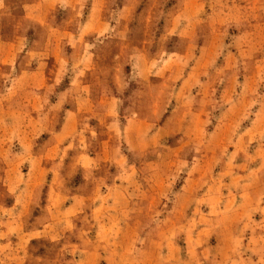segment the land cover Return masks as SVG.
Here are the masks:
<instances>
[{"label": "rangeland", "instance_id": "1", "mask_svg": "<svg viewBox=\"0 0 264 264\" xmlns=\"http://www.w3.org/2000/svg\"><path fill=\"white\" fill-rule=\"evenodd\" d=\"M24 1L0 0L19 48L0 65V264H264V0H86L44 24Z\"/></svg>", "mask_w": 264, "mask_h": 264}, {"label": "crops", "instance_id": "2", "mask_svg": "<svg viewBox=\"0 0 264 264\" xmlns=\"http://www.w3.org/2000/svg\"><path fill=\"white\" fill-rule=\"evenodd\" d=\"M85 1L86 0H30V2L32 3V6L30 7V9L28 7H26L24 10H25V15L27 17L34 18L38 24H44L48 20V16L51 13L50 10H52L53 8L60 7V6L72 7L75 4H80V3H83ZM24 2H27V1L25 0ZM0 5H2V4L0 3ZM0 8H1V6H0ZM94 12L95 11H92L91 14L88 16L89 18L87 17V19H86L87 22H85L82 29L79 30L80 31L79 34H77V33L67 34L69 36L67 39L68 43H70L72 45L81 44V42L83 41L84 38L89 37L90 34H93L95 32V30L88 28V26H90L92 20L98 22L99 17ZM33 13H35V15H33ZM99 22H100V20H99ZM18 50H19V48L17 49V47L15 45L11 44L10 42L2 43L0 45V65L4 64V65L9 66L11 64V58H10L11 55L16 53ZM86 60H88V59H86ZM41 75H42V73L39 70H35L32 73V75L29 77L25 76L24 74H21L19 77L16 78V81L24 84V91L27 93V95H31L34 92V89L42 88L45 85L44 80H43V76H41ZM32 78L35 79L34 82L28 81V79H32ZM14 95H15V93L9 91L7 93H4L2 98H4L6 101H8ZM79 98L89 99L87 97V95L84 96L82 94L79 96ZM25 100H28V99H25ZM4 105L7 108V104L5 103ZM86 111H88V110L86 109ZM78 112H80V111H78V110L77 111L76 110H67V112L65 113V121L63 122L62 127L57 129V131L55 132L54 135L52 134V137H51L52 140H56L59 137L74 133L75 122H76V117H77ZM29 113L30 112H28V111L24 112L26 117L30 116V119L27 120L28 121L27 125H25L24 124L25 121H23V124H21V128L19 129V133L22 135L21 139L25 143L26 142L30 143L32 141L33 134H34L35 130H38V126H40L39 119L37 117L33 118L31 116V115H33L32 112H31V114H29ZM83 113H86V112L84 111ZM22 125H23V128H25L26 126H32V127L28 128L27 130H22L23 129ZM10 144H9V146H11ZM9 146L7 148H9ZM54 147L55 146H52V150H54ZM23 148H28V145L23 147ZM56 148H58V147L56 146ZM3 149H5V148L3 147ZM23 152H27L26 149H24ZM84 162L85 163H83L82 165L79 164V167L84 168V169H88L87 167H89V164L93 161H88L87 159H84ZM5 180H6V178H5ZM10 187L11 186H8V189L6 192L7 194L11 195V193H15L16 191L17 192L19 191V190L13 191L11 189L12 187L11 188ZM13 189H16V188H13ZM11 209L12 208L10 207V205L5 208L7 213L11 212ZM6 211H5V213H6ZM1 259H3V261L5 262L7 259V254H5Z\"/></svg>", "mask_w": 264, "mask_h": 264}]
</instances>
